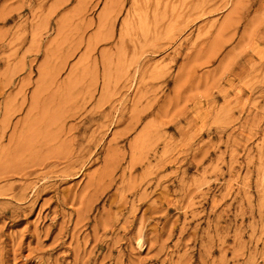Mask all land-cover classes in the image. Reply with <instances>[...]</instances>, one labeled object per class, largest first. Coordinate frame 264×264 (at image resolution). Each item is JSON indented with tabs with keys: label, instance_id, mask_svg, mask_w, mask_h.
<instances>
[{
	"label": "rangeland",
	"instance_id": "rangeland-1",
	"mask_svg": "<svg viewBox=\"0 0 264 264\" xmlns=\"http://www.w3.org/2000/svg\"><path fill=\"white\" fill-rule=\"evenodd\" d=\"M0 264H264V0H0Z\"/></svg>",
	"mask_w": 264,
	"mask_h": 264
}]
</instances>
